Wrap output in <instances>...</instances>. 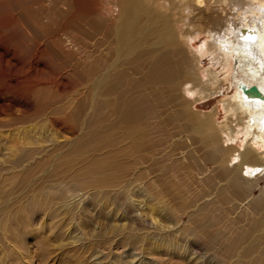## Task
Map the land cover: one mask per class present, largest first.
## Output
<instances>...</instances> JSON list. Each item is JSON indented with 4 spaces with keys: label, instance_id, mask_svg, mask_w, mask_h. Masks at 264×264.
Wrapping results in <instances>:
<instances>
[{
    "label": "bare ground",
    "instance_id": "1",
    "mask_svg": "<svg viewBox=\"0 0 264 264\" xmlns=\"http://www.w3.org/2000/svg\"><path fill=\"white\" fill-rule=\"evenodd\" d=\"M199 32L205 39L194 49ZM0 56V248L10 249L0 264L57 263L56 246L71 255L63 264H73L82 247L63 234L79 202L89 193L127 196L134 185L157 200L138 202L155 222L157 252L184 257L191 236L192 246L214 249L216 264H264V192L250 193L264 177V0H0ZM24 62L44 77L16 78ZM8 75L19 79L9 96L1 91ZM58 92L67 95L49 111L48 93ZM215 95L224 97L221 122L217 107L194 111ZM17 100L35 102L42 121L15 124ZM172 170L181 184L171 183ZM28 207L46 222L42 251L17 247L5 233L12 210H27L16 227L29 229ZM238 208L247 225L226 230L222 217ZM194 256L184 259L196 264Z\"/></svg>",
    "mask_w": 264,
    "mask_h": 264
},
{
    "label": "rangeland",
    "instance_id": "2",
    "mask_svg": "<svg viewBox=\"0 0 264 264\" xmlns=\"http://www.w3.org/2000/svg\"><path fill=\"white\" fill-rule=\"evenodd\" d=\"M199 35H200V38L198 36L195 38L194 46H193L194 49L198 48L202 44V41L205 39L203 36L204 35L203 33L199 32ZM10 54L11 53L9 52V56H5L6 57L5 60H11L12 61V59H11L12 54L11 55ZM1 59H2V57L0 56V62H1L0 67H2L3 65H5L7 63L5 60L3 61ZM11 61L8 63V67L10 68L11 72H13L14 69H13V67H11L13 65V61L12 62ZM211 64H212V62H211V59L209 57H204L200 61L201 67L205 70H209L211 68ZM27 66H28V63L24 62L23 69L18 72V75L20 77L17 75L18 77H16V78L28 79V77L30 76L32 79H38V78L44 77L43 74H39V73L38 74H32V73H30ZM213 66H214L213 72H216L219 70L218 68H216V64L213 63ZM37 75H38V77H37ZM8 76H10V75H8ZM11 76L9 77V79L11 78L10 79L11 81L7 80L8 83L10 84V85L8 84L9 85V86H7L8 88L6 87L7 89L5 88V89L1 90L7 96H9L11 94L12 87H14L15 84L17 83V80H19V79L13 78L14 76H12V77ZM13 81L16 83L14 84ZM2 84L3 83H1V85ZM7 91H9V92H7ZM34 91H36V90H34ZM4 94H3V96H4ZM35 94H37V91L35 92ZM61 94H64V95L61 96ZM66 95H67V93H64V92L48 93V97H49L51 103H50V101H49V103L46 102L45 104H47L48 106L45 105V107H47L49 110V108H51V107L60 106V103L62 105V101L65 99L64 97ZM35 96L36 95H34V97ZM223 98H224L223 96L215 95L214 97H212L208 101L206 100L203 103L197 104V106H196L197 110L194 109V111L197 113H200L202 116V113L200 110L209 111V110L213 109L214 107H217V109H218L217 121L221 122L224 118V111L222 109V104H223L222 99ZM3 102L5 103V102H7V100H5V101L0 100V106L2 105L1 103H3ZM27 102L28 101L25 102V100L24 101L23 100L22 101L17 100L15 102H13L14 103L13 105L11 104L9 111L11 112V114L13 113L14 115H16L17 118L19 117L18 118L19 120L16 118V120H18V122H14L15 124H18V125H24L25 124L27 126L28 125L33 126L35 124V122H37V121L41 122L42 121L41 117L39 118L38 116L35 115L36 114V112H35L36 109H35V105H34L35 102H28V103ZM56 102H58V103L56 104ZM4 103H3L2 107H0L1 111L3 109ZM11 107H12V109H11ZM9 111H7V113L10 114ZM4 114L1 115V113H0L1 117L6 116ZM4 118H6V117H4ZM179 172L180 171L175 172V170L171 171L170 175H171V179H172V182H171L172 184H174L173 182H175V183L183 182L184 179L180 180V178H182V177H181ZM173 173L176 175V177H175L176 179L173 178ZM255 180L253 179L252 180L253 182L251 181L252 188H251L250 193L252 196L257 197V196H261V194L264 192L263 191L264 190V188H263L264 187V177L261 176ZM184 185H186V184L184 183L183 186ZM193 185H194V187H193ZM195 185H197V186L195 187ZM178 186L180 187L179 188L180 191H182L183 193H186V194L189 192V191L186 192V190H188V189L193 191L195 188H197V190L195 189V191H199V192L203 191L201 189L202 186L200 184H199V186H201V187H199L198 184H192L191 188L189 187V185H186V187L188 186L187 187L188 189L187 188L185 189V187H183L182 188L183 190L181 189V187H182L181 185H178ZM253 186H254V188H253ZM130 188H132L131 189L132 191H131L130 195L128 193L127 196H129V197L131 196V199L128 198L125 194L122 195L121 192L117 193L116 191L115 192L111 191V192H108V195L102 194L103 197L100 195L101 193H98L99 195L98 196L95 195L96 198H92V199H91V196H89V195H91V193H89V195L85 196L86 198L83 199V202L82 201L79 202V204H80L79 205L80 216L76 217V219L74 221L65 225L64 234H63L64 243L68 242L71 247H76V246H77V248L82 247V249L80 251L78 250L75 257L72 258L71 263H73V264H96V263L97 264H190V263L186 262V260L184 258H187V256L193 257V254H194L195 255L194 257H196V258L200 255V257H199L200 261L198 260L199 258L196 259V264H197V260L199 261L198 264H216L214 262L215 260H213V259H215L214 253H213V252H215L214 249L212 251V248H208L206 246L204 247L203 244L202 245L200 244L202 247L200 245H196V247L192 246L191 243H189V241H190L189 238L191 236H189V238L185 237V239L188 242L184 239V242H185L184 245L188 244L186 246L187 250H185V256L184 257L178 256L176 254L170 256V253L168 251H166L167 254H165L164 252H157L161 249L154 246V241H155V243L157 241V237L155 236L156 232L154 234V231H153L154 230L153 225L155 224V222L151 219L150 215L146 216V215L141 213L143 208H142V205L138 203L141 200L144 202H145V200L146 201L148 200L149 204L150 203L153 204V203L157 202V200L155 199L156 201L155 200L153 201V199L149 198V197H148V199L146 197L144 198V196H146L147 194H148L147 196H149L150 194L146 193L145 191L143 193L142 192L143 189L141 187H137L134 185V186H131ZM179 189L177 188L176 191H179ZM139 190H141V191H139ZM129 192H130V190H129ZM98 197H100V198H98ZM150 197H151V195H150ZM148 201H147V203H148ZM133 205H134V207H133ZM139 205H141V206H139ZM234 209L236 210V208H234ZM28 210H29V207H28ZM235 210H232L231 212H229L230 214L232 213L231 215L228 213V215H229L228 219H227V217H225L226 215L224 216V218L228 221V223L222 217V220L225 222L221 221V225H224L226 230H230V228L231 229L242 228V227H244L246 222L248 223V219H247L248 217L246 215L242 214L243 212L240 209H239V211L234 212ZM26 211L17 212V211L12 210V212L15 214V218L10 222V224H7V230L5 231V233L7 236L10 237L9 240L11 241V244L15 243L17 247L27 248L29 246L33 250L36 249L38 251H42V249L44 248V244L47 241V238L45 236L48 234L46 232L47 227H45L46 222H45V225H44V223L40 224V225H43L44 227L40 226L38 224L39 220L36 219V217L34 216V213L31 211V208L29 210V213H30V215L33 216V217H31V218H33V220L29 221V224L32 223L31 226L28 227L29 229H26V228L23 229L22 228L21 230H19L16 227L17 222H20L23 220L24 216L26 215ZM240 211H241V213H240ZM9 212H11V210H8V213ZM238 212H239V214H238ZM217 213H218V211H217ZM240 214L242 216L244 215V217H242ZM35 215L37 216V214H35ZM3 217L6 218L7 215H5ZM235 219H236V222H234ZM148 220H149V222H148ZM186 221H187V216L185 214H182L180 216V223H185ZM229 221L231 224L229 223ZM231 221H233L234 223H232ZM238 221L241 225L238 223ZM237 223L239 224V226ZM21 224H19V226H21ZM25 224H26V220H25ZM228 224L230 226H228ZM34 226L36 227L37 230L35 229ZM226 227H229V228H226ZM44 228H45V230H44ZM80 228L82 230H80ZM139 229H141V231ZM3 230H5V229L3 228ZM2 231L0 232V241H3V237H4V234L2 233ZM130 234H131V236H130ZM139 236L141 237V239L138 238ZM152 236H153V238H152ZM94 237H97V239L99 240V241L97 240L98 245L100 244L99 242H101L102 240H104L105 242L104 241L101 242V248L99 245L100 249H97V246H98L97 245V246H94L91 248H86V250H85L83 248L84 247L83 244L85 243V241L87 239H92ZM121 237H122V239H121ZM33 239L35 241L32 243L31 240H33ZM108 240L110 241V245H107V244H109ZM117 240H119V241L123 240V241L119 242ZM107 241H108V243L105 244ZM17 242H20L21 244H19ZM118 242L120 244H116ZM182 242H183V240H181V243ZM35 243H38L39 245L34 246ZM103 243L105 244V246L103 245ZM55 244H60V240H56V242L53 243V246H55ZM150 245H152L151 246L152 248H149ZM56 247H54L55 253H53V255L56 253H60L59 255H60V258H62V259H61V261H57V263H56L55 258H52V262L54 261V264H63L65 258H67L68 256H71V255L65 254V251H67V250H65V247H60V249H58ZM190 247H191V249H190ZM192 247H194L195 249L192 250L193 249ZM87 249H89V250H87ZM205 249H207V250L210 249V250L207 251ZM9 250L10 249L6 246V247H4V253H3V248L2 249L0 248V259ZM148 251H149V253H148ZM211 251H212V253H211ZM170 260H172V261H170ZM52 262H49V263L52 264ZM37 263H38V261L36 262L34 259L33 264H37Z\"/></svg>",
    "mask_w": 264,
    "mask_h": 264
},
{
    "label": "water",
    "instance_id": "3",
    "mask_svg": "<svg viewBox=\"0 0 264 264\" xmlns=\"http://www.w3.org/2000/svg\"><path fill=\"white\" fill-rule=\"evenodd\" d=\"M245 89L247 91H249V93L252 92V93H256V94H261L262 95L261 91H259L256 86H251L249 88L245 87Z\"/></svg>",
    "mask_w": 264,
    "mask_h": 264
},
{
    "label": "snow or ice",
    "instance_id": "4",
    "mask_svg": "<svg viewBox=\"0 0 264 264\" xmlns=\"http://www.w3.org/2000/svg\"><path fill=\"white\" fill-rule=\"evenodd\" d=\"M243 87H247V85H244Z\"/></svg>",
    "mask_w": 264,
    "mask_h": 264
}]
</instances>
